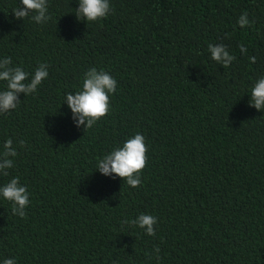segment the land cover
Returning <instances> with one entry per match:
<instances>
[{
	"label": "trees",
	"instance_id": "trees-1",
	"mask_svg": "<svg viewBox=\"0 0 264 264\" xmlns=\"http://www.w3.org/2000/svg\"><path fill=\"white\" fill-rule=\"evenodd\" d=\"M109 3L87 22L79 0H48L51 19L37 24L14 16L20 0H0V65H49L37 92L0 115V153L8 138L19 153L0 187L18 176L30 193L26 218L0 196V264H264V108L250 103L264 76V0ZM210 44L227 46L229 67ZM92 67L117 89L86 130L66 98ZM136 133L148 152L132 188L97 160ZM140 214L157 218L155 236L125 222Z\"/></svg>",
	"mask_w": 264,
	"mask_h": 264
},
{
	"label": "clouds",
	"instance_id": "clouds-1",
	"mask_svg": "<svg viewBox=\"0 0 264 264\" xmlns=\"http://www.w3.org/2000/svg\"><path fill=\"white\" fill-rule=\"evenodd\" d=\"M19 5L13 10V14L17 19L30 18L37 24H45L51 19L48 12V0H20ZM112 8L109 0H79V8L76 9L78 18H83L87 22H94L108 17ZM30 13L33 15L30 16ZM47 13V15H46ZM247 18V12L243 13L238 24L240 27L250 25ZM225 38H228L225 34ZM241 53H246L247 48L239 45ZM208 50L211 59L221 64L223 67H229L235 60V56L231 55L227 50V46L209 45ZM252 63L256 62V58H249ZM12 65L5 71L0 72V81L6 82V89L0 91V115L10 114L12 110L17 109L20 104L18 99L19 93H25L26 96L36 93L38 87L49 76L47 63H41L30 74L23 67L13 65L11 57H4V62L0 67ZM31 76L30 83H26ZM117 89V81L105 70L99 72L95 67L90 68L85 74L82 83V89L76 91L75 95H67V103L75 116H79V123L83 124L87 120L86 130L92 129L93 126L106 117L110 111V95L114 94ZM251 100L257 109L264 108V76L258 78L257 82L251 89ZM24 140H19L20 148L25 146ZM148 148L145 144V137L136 133L133 137L123 142L122 146H118L110 152L103 155L97 160V168L104 175L115 173L117 176L124 178L127 185L137 188L141 185L140 176L147 165ZM17 148L13 144V140L8 138L3 144V152L0 153V169H11L14 167L12 158L18 156ZM4 176H8L9 172H3ZM135 177V178H134ZM30 193L26 185H21L20 178L13 177L8 183L0 187V196L11 202L12 213L21 218H26L25 209L29 206ZM133 226L144 229L149 236H155L156 231L153 227L157 224V218L149 214H140L135 220L125 221ZM124 223V222H123ZM154 251L159 253V248ZM157 260L160 257L157 255ZM3 264H16L14 258H6Z\"/></svg>",
	"mask_w": 264,
	"mask_h": 264
}]
</instances>
